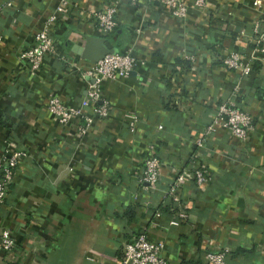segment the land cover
Returning a JSON list of instances; mask_svg holds the SVG:
<instances>
[{
    "label": "crops",
    "instance_id": "obj_1",
    "mask_svg": "<svg viewBox=\"0 0 264 264\" xmlns=\"http://www.w3.org/2000/svg\"><path fill=\"white\" fill-rule=\"evenodd\" d=\"M181 1L183 19L155 0H14L0 12V172L7 144L25 149L30 166L19 165L0 208V230L16 242L0 250V264H118L138 234L162 240L168 264H206L207 250L226 251L228 264H264V0ZM109 4L114 27L102 35L94 15ZM48 15L54 48L30 76L17 55ZM86 36L136 62L101 83L109 114L77 139L76 123L59 126L45 105L50 95L71 105L84 97L90 62L72 48ZM230 51L246 75L222 65ZM230 99L253 119L244 141L213 122ZM150 150L159 161L153 191L138 180ZM199 165L210 180L184 184L172 201L174 175Z\"/></svg>",
    "mask_w": 264,
    "mask_h": 264
},
{
    "label": "built area",
    "instance_id": "obj_2",
    "mask_svg": "<svg viewBox=\"0 0 264 264\" xmlns=\"http://www.w3.org/2000/svg\"><path fill=\"white\" fill-rule=\"evenodd\" d=\"M14 0H3L0 3V12L5 7H12ZM163 5L169 14L177 19L186 16L188 5L181 0H155ZM65 1L63 2V4ZM202 0H194L195 7L202 6ZM115 7L109 4L102 11L94 15L95 23L102 35L108 34L114 27ZM54 16L48 15L44 19L43 26L35 31L31 36V41L27 47L18 52V59L24 65L29 75H36L40 65L47 53L53 51V39L50 34V24ZM252 30H257L254 24ZM2 35L0 34V43ZM260 47L258 52L264 54V37L259 39ZM134 57L129 52H112L104 54L99 60L89 63L81 71V77H88L85 95L78 105H71L59 99L56 95H50L46 101V111L53 122L59 126L68 127L76 123L73 136L77 139L85 136L91 127L93 118L103 119L109 114V108L105 101L101 99L100 85L103 81H116L124 78L135 64ZM222 65L228 69H239L242 74H247L250 70L248 64L241 65L239 54L235 51L228 52L222 59ZM236 92V89H234ZM88 109L86 113L83 110ZM215 119L213 122L226 131L237 141H244L253 128V119L250 114L238 107L233 99L221 102L216 106ZM77 120H79L77 122ZM137 117L133 114L127 128L131 132L134 130ZM161 126L158 125V129ZM212 125L202 128V137L195 140L197 146L202 145V140L207 138L212 132ZM2 167L0 172V208L8 201L7 187L18 175L19 165L21 170H29V154L22 148H12L6 145L2 157ZM20 170V171H21ZM159 176V161L153 152H148L142 158V170L138 178L146 189L153 191L156 189ZM211 174L205 165L183 169L177 172L171 182L167 185V195L172 201L177 200L176 190L188 182H193L199 187L207 183ZM183 217V214H179ZM16 246V242L10 233L9 228L0 230V250L11 251ZM164 243L160 239H149L145 234H138L123 245L122 254L118 264H168L164 255ZM224 250H207L204 252L206 264H225Z\"/></svg>",
    "mask_w": 264,
    "mask_h": 264
},
{
    "label": "water",
    "instance_id": "obj_3",
    "mask_svg": "<svg viewBox=\"0 0 264 264\" xmlns=\"http://www.w3.org/2000/svg\"><path fill=\"white\" fill-rule=\"evenodd\" d=\"M72 51L82 58L93 63L99 60L104 54L114 52V49L109 46L104 37H84V42L81 46L74 45Z\"/></svg>",
    "mask_w": 264,
    "mask_h": 264
},
{
    "label": "trees",
    "instance_id": "obj_4",
    "mask_svg": "<svg viewBox=\"0 0 264 264\" xmlns=\"http://www.w3.org/2000/svg\"><path fill=\"white\" fill-rule=\"evenodd\" d=\"M210 23V22H209ZM184 264H189V263H184ZM225 264H228L227 260H226V256H225Z\"/></svg>",
    "mask_w": 264,
    "mask_h": 264
}]
</instances>
